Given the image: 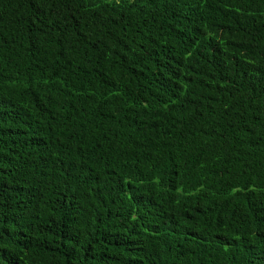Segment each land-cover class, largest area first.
Returning <instances> with one entry per match:
<instances>
[{
    "label": "trees",
    "instance_id": "16d2710c",
    "mask_svg": "<svg viewBox=\"0 0 264 264\" xmlns=\"http://www.w3.org/2000/svg\"><path fill=\"white\" fill-rule=\"evenodd\" d=\"M0 264H264V0H0Z\"/></svg>",
    "mask_w": 264,
    "mask_h": 264
},
{
    "label": "rangeland",
    "instance_id": "374dc122",
    "mask_svg": "<svg viewBox=\"0 0 264 264\" xmlns=\"http://www.w3.org/2000/svg\"><path fill=\"white\" fill-rule=\"evenodd\" d=\"M119 1V0H118Z\"/></svg>",
    "mask_w": 264,
    "mask_h": 264
}]
</instances>
